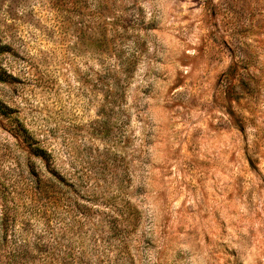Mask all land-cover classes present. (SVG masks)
<instances>
[{
	"label": "rangeland",
	"instance_id": "374dc122",
	"mask_svg": "<svg viewBox=\"0 0 264 264\" xmlns=\"http://www.w3.org/2000/svg\"><path fill=\"white\" fill-rule=\"evenodd\" d=\"M0 264H264V0H0Z\"/></svg>",
	"mask_w": 264,
	"mask_h": 264
}]
</instances>
